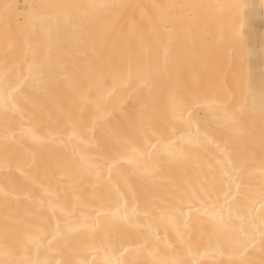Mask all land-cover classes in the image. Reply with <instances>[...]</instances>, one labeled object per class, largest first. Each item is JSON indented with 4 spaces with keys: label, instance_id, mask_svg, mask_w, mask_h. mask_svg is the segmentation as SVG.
<instances>
[{
    "label": "bare ground",
    "instance_id": "1",
    "mask_svg": "<svg viewBox=\"0 0 264 264\" xmlns=\"http://www.w3.org/2000/svg\"><path fill=\"white\" fill-rule=\"evenodd\" d=\"M262 92L264 0H0V260L260 264Z\"/></svg>",
    "mask_w": 264,
    "mask_h": 264
},
{
    "label": "snow or ice",
    "instance_id": "2",
    "mask_svg": "<svg viewBox=\"0 0 264 264\" xmlns=\"http://www.w3.org/2000/svg\"><path fill=\"white\" fill-rule=\"evenodd\" d=\"M13 91H16V89H13ZM3 106L5 109V112L7 113L10 110L9 105H8V100L4 101ZM12 107L15 108V105H13ZM190 107H191V105L189 103H186V102L174 103V110L179 112V115L181 117H183V112L188 111L190 109ZM189 114H191V113L189 112ZM261 120L264 121V92L261 93ZM237 122L238 121L233 120L234 124ZM8 131H9V129L7 128V126H5V140L6 141L9 139V137L7 135ZM261 134H262L261 143H262V145H264V126L261 127ZM233 170L236 171L237 173L242 172L243 171V162L238 161L236 164H234ZM261 175H262V178H261L260 197H261V203H262V205H264V171H262ZM261 225H262L261 236H262V238H264V220L261 221ZM30 242L35 243V244H41V245L43 243V241L40 240L39 237H36V238L30 237ZM49 243H51V242H49ZM245 245L250 246V244H248V242H245L244 244L241 245L242 247H244V252L239 253L240 259L238 261V264H249L247 259L244 258V253L247 251V246H245ZM186 250H187L188 256H190L191 259H177V260H172V261H161V262H159V264H199V262L196 260V256L199 254V250L196 248H193L190 243L186 246ZM261 250L264 251V239H262V241H261ZM8 256H9V252L7 250V247H6V249H5L6 259L0 260V264H88L87 258L76 259V260L71 261V262L61 261V260H54V261L53 260H45L43 262H41L39 260H33V261L25 260L23 262H17V261H14L12 259H8L7 258ZM99 264H112V262L105 259L103 261H100ZM116 264H121V262L117 261ZM260 264H264V260H261Z\"/></svg>",
    "mask_w": 264,
    "mask_h": 264
}]
</instances>
